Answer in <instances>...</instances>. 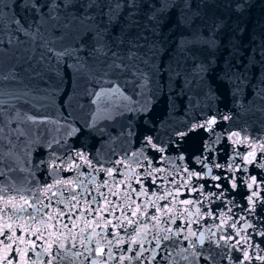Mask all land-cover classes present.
Segmentation results:
<instances>
[{
    "label": "water",
    "instance_id": "1",
    "mask_svg": "<svg viewBox=\"0 0 264 264\" xmlns=\"http://www.w3.org/2000/svg\"><path fill=\"white\" fill-rule=\"evenodd\" d=\"M89 2L74 0L65 8L56 0L61 7L50 11L49 0H31L38 10L26 7L27 0H0V209L6 201L22 203L21 197L34 203L32 193L51 204L25 225L28 231L16 226L14 235L33 241L35 249L12 244V264H66L54 259L57 250L84 252L77 217L81 211L89 220L98 217L95 211L88 216L83 201L72 217L79 227L72 229L67 215L52 220L53 228L40 223L57 215L54 209L66 210L56 199L61 191L64 199L70 189L83 191L74 187L80 181L93 189L88 197L97 195L93 208L104 203L94 191L104 181L100 191H127L142 211L148 205L147 216L133 218L149 226L146 239L139 238L146 249L142 264H264V0H171L155 20L149 17L160 0H136V7L96 0L85 7ZM117 3L125 6L117 9ZM130 14L137 21L132 26ZM73 16L94 19L81 24ZM250 153L252 163L245 159ZM56 179L73 184L53 188L50 202L38 189ZM109 199L116 213L102 215L117 224L123 198ZM5 211L11 215V204ZM124 211L130 216L132 209ZM153 214L160 217L156 227ZM11 222L17 224L15 217ZM37 228L41 239L32 235ZM178 229L184 231L176 235ZM104 231L108 239L119 232L125 249L138 247L128 243L132 226ZM50 232L52 239L63 232L67 248H48ZM165 234L170 240L157 248L152 237ZM4 255L0 244V260Z\"/></svg>",
    "mask_w": 264,
    "mask_h": 264
},
{
    "label": "snow or ice",
    "instance_id": "2",
    "mask_svg": "<svg viewBox=\"0 0 264 264\" xmlns=\"http://www.w3.org/2000/svg\"><path fill=\"white\" fill-rule=\"evenodd\" d=\"M74 0H63V7L67 8L70 5H73ZM96 4V0H90L89 3L85 5L87 8H91ZM26 7H35L37 10L39 9V5H33L31 3V0H27V3L25 4ZM125 5H121L117 3L115 7L117 9L123 7ZM128 6L131 7H136V0H128ZM152 6V5H150ZM172 6L171 0H160V7L158 9H155V11L150 15L149 19L155 20L157 13H164L166 12L170 7ZM48 7L51 10L57 9L61 7L60 4L56 3V0H49ZM154 7V6H153ZM131 15L129 17V26L135 25L137 21L131 19ZM72 19H78L79 23L84 24L86 20L89 19H94V17H89V16H84L82 18H77L75 16L72 17ZM67 27V26H66ZM63 55V54H61ZM117 67H120V65H116ZM3 134V129L0 128V138H2ZM11 155V153H9ZM77 155H80L77 153ZM255 153H250L248 157H245V159L248 161V163H252V157H254ZM0 159H3V153L0 151ZM78 167V166H77ZM261 167H264L262 165ZM156 171H159V169H156ZM108 176H112V172L108 171L107 172ZM192 175H196L193 173ZM216 179H219V177H216ZM89 183L95 184V179L93 178L92 180L89 181ZM256 183L255 177H252L251 183H249L247 186L249 188L252 187L253 184ZM67 184H73V181H64L60 179H56L54 184L49 185L47 188L43 189H38V191H43L44 193V198L48 199L50 202L56 198V193L52 192L53 188H57L58 185H67ZM108 185V181H104L103 183L97 185L94 189L95 193L99 195L103 199V205L100 207L93 208V205L97 204V195H91L88 197V193L92 192L93 189H89L88 185L84 184L83 181H80L78 184H74V187H80L83 189V191L77 193L73 189H70L71 191V198L70 199H64L63 198V192L61 191V197L60 199H56V203L58 205H65L66 210L65 211H60L59 209H54L53 211L57 213V215H53L52 213L48 214V221L45 222L43 220L40 221V223L45 227V229L48 228H53L55 227L51 221L62 218L65 215L68 216L69 222H71L72 229L79 227V225L76 223L75 220L72 219L73 214L76 213L77 207L81 204L83 201L86 209L88 216H91L92 212L95 211L97 213L98 219H93L89 220L87 217L84 215V212L81 211L78 215V219L81 220V222L84 224V227L80 229L79 233V247L84 248V252L76 251V252H71L69 251L66 255L63 252H60L57 250L56 255L54 256V259H60L62 261H65L66 264H74L75 261L80 260V264H83V261L87 260L89 261V264H110V262L115 261L116 264H124V261H135L136 264H142V257L144 256V251L146 249H143L142 244L143 240L139 239L142 234L144 235V238L146 239V234L149 232V226L143 223H140L138 219H133L134 217L138 216H147V207L148 205H143V211H142V205L136 204L134 200L131 199L130 194L125 191L123 193H119L114 191L112 188L108 189V192H102L100 191L101 187H105ZM232 187H236L235 183H233ZM57 191H60L59 188H57ZM52 192V195L49 196L48 193ZM132 192H134L137 196H143L146 195V190H141L140 192H136L135 189H132ZM110 195H119L123 198V204L121 205L120 209V216H117L116 219L118 221L117 224H113L111 219H104L103 213H111V215H115L116 210H117V205L109 199ZM171 195V193L167 194ZM167 195L165 196H160L158 199L164 200L167 199ZM257 193L253 192L251 196L248 197V199L251 201L253 197H255ZM32 196L35 199V202L32 203L27 199H21L23 200L22 203L20 204H15L12 203L11 201H6L4 204V208L0 209V237L3 239H0V244H4V251L5 255L3 256L2 260H0V264H12V259L9 258L7 255L8 251L11 250L12 244H15L17 242L19 243H29L32 245L33 250L35 249V243L33 241H25L23 236L21 237H16L14 235L16 226H19L21 228H24L25 231H28L27 228H25V225L29 223V221H36L37 216L43 212L45 208H48L51 206V204H44L43 200L37 193H32ZM75 202V203H73ZM149 204L155 209L156 212L161 211V209L155 204L154 201H149ZM181 203L185 204H191V200H185L182 201ZM9 204H11V215L8 214L5 209H8ZM135 205V207H133ZM33 208L34 212L28 213V208ZM132 209L131 215L129 216L124 209ZM172 209H167V212H171ZM27 213V216L24 214ZM13 217H15V220L17 224L14 225L11 221L13 220ZM150 219L152 221H155L156 223L153 225V227H156L160 223V217L153 214L151 215ZM243 219V217H241ZM126 222V223H125ZM174 222V221H173ZM101 224H103V229L102 232H96L95 229L97 227H101ZM109 226L112 228H121L124 231H127L129 226H132V232L135 233L134 236H129L128 237V243L138 246L136 250L133 252L132 249H125L121 247V245L125 244V239L123 236L119 234V232L112 233V239H108L107 236L109 235L106 230ZM62 228L68 229V233L71 235L72 231L69 229L68 223H63L61 225ZM230 227L235 228L236 225L235 223L231 224ZM87 229H91V231L88 233V235H85L84 233L86 232ZM59 231V229H57ZM168 231H171L170 229ZM184 231L183 229H178L176 235H179L180 232ZM11 233V234H9ZM32 235H36L37 239H41L42 236L40 234V228L35 229V231L32 232ZM53 233H49V244L48 248H52L53 244H57L58 249H65L67 248V245L61 241V238L64 237V233L60 232L59 236L56 237V239H52ZM191 236H195L196 233L192 232L190 233ZM261 235H264V233H261ZM153 240L156 241V247L159 248L161 245V241H169L170 237L169 235L165 234L161 237L153 236ZM185 239H188L186 236ZM204 235L201 233L200 238H199V243L203 244L204 243ZM231 239V237L229 238ZM76 236L73 235V241L74 243L72 244L73 248L77 247V244L75 243ZM8 241L7 244L4 242ZM151 243V241H148ZM174 243V241H173ZM219 243V242H217ZM239 241H237V244ZM94 247H87V245H93ZM235 247V245H232ZM107 247V251L105 250ZM191 247L194 249L196 247L195 244H192ZM112 248L118 249L122 254L120 256L115 255L112 252ZM47 250V249H46ZM19 251V249H17ZM132 252L131 255H124L123 253L125 252ZM183 252H188L189 250L187 248L182 250ZM83 257V260L80 258ZM15 257H13L14 259ZM152 258L155 259V249H153L152 252ZM195 259V257H193ZM248 255L245 252L244 253V259H248ZM162 260H166V257H161ZM181 259L183 260H188V256H182ZM207 259H211V257H208ZM264 259V257H262ZM178 264V262H177Z\"/></svg>",
    "mask_w": 264,
    "mask_h": 264
}]
</instances>
